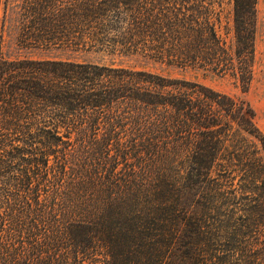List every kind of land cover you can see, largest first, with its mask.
Listing matches in <instances>:
<instances>
[{
  "label": "trees",
  "instance_id": "1",
  "mask_svg": "<svg viewBox=\"0 0 264 264\" xmlns=\"http://www.w3.org/2000/svg\"><path fill=\"white\" fill-rule=\"evenodd\" d=\"M257 2L19 0L17 36L200 66L246 90ZM254 115L198 80L0 51V264H264Z\"/></svg>",
  "mask_w": 264,
  "mask_h": 264
},
{
  "label": "rangeland",
  "instance_id": "2",
  "mask_svg": "<svg viewBox=\"0 0 264 264\" xmlns=\"http://www.w3.org/2000/svg\"><path fill=\"white\" fill-rule=\"evenodd\" d=\"M19 0H6L0 5V51L7 57L70 58L90 60L113 65L145 67L164 74L204 82L216 89L245 99L254 109V120L264 132V0L257 2V31L255 37L254 77L248 89L229 74L216 73L200 66L181 65L159 60L143 54L110 50L107 48L83 49L72 46H32L18 40ZM231 5L224 4L223 26L231 22ZM249 140L254 139L245 133Z\"/></svg>",
  "mask_w": 264,
  "mask_h": 264
}]
</instances>
